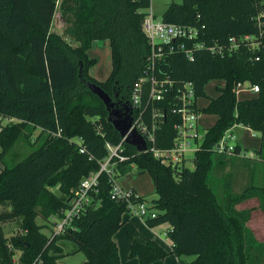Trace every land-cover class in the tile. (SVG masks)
Here are the masks:
<instances>
[{"label":"trees","instance_id":"obj_1","mask_svg":"<svg viewBox=\"0 0 264 264\" xmlns=\"http://www.w3.org/2000/svg\"><path fill=\"white\" fill-rule=\"evenodd\" d=\"M151 1L0 0V264H32L38 257L40 264H66L61 261L65 254L60 242L64 240L75 245L74 252L85 254L82 264H121L114 235L125 222L130 201L148 202L158 212L156 217H147L150 227L163 223L172 227L168 231L171 251L154 239L142 241L130 235V257L138 258L139 264H151L170 254L180 264H264V242L247 225L252 209L236 207L258 197L264 210V183L252 182L235 191L233 171L217 175L228 165L264 159V0L171 2L162 15L164 20L201 28L199 39L223 46L225 52L199 49L190 60L184 52L169 51L166 46L155 71L148 73L150 45L143 23ZM58 5L67 22L63 33L53 30ZM247 35L254 36L257 48L241 40ZM233 37L238 45L230 49ZM104 39L111 43L112 70L101 81L89 73L96 59L88 50L94 40ZM151 74L174 82L162 100L146 103L147 122L154 108L165 113L157 135V146L162 148L172 146L177 135L174 126L180 116L173 108L178 85L192 82L198 99L206 95L211 79L224 81L217 87V97L205 108H196L202 114L216 115L217 120L206 130L195 167L176 170L151 151L139 153L125 142L128 159L116 165L115 177L128 174L134 166L148 171L157 196L148 201L131 189L130 201L114 199L112 179L104 171L91 191V204L64 233L47 235L37 219L51 221L53 215L68 209L82 180L98 172L109 155L106 143L117 145L122 140L105 103L87 83H97L116 107L126 111L136 83ZM244 81L259 85L260 91L240 100L237 84ZM149 91L147 79L144 98ZM234 125L260 133L255 158L214 150ZM37 130L38 136L32 139ZM19 141L30 150L16 151ZM219 187H223L222 195ZM17 218H21L19 231L8 237L3 223ZM17 251L21 253L15 260Z\"/></svg>","mask_w":264,"mask_h":264},{"label":"built area","instance_id":"obj_2","mask_svg":"<svg viewBox=\"0 0 264 264\" xmlns=\"http://www.w3.org/2000/svg\"><path fill=\"white\" fill-rule=\"evenodd\" d=\"M143 29L150 45L147 64L148 73L155 71L157 63L164 55V48L166 46L169 48V51L184 52L190 60L195 59V52L199 49L208 48L214 54H224L225 52L223 46L208 45L206 40L199 39L202 32L201 28L192 25L171 23L164 20L163 17L158 18L152 9V4L150 10H147L145 15ZM241 40L250 43L251 46L256 48L259 45V43L257 44L255 42L254 36L247 35L242 37ZM237 45V39L234 37L231 38L229 48L234 49ZM257 59H259L258 56ZM147 79L150 81V91L146 98H144V82ZM173 85L174 82L172 80L167 78L159 80L154 74H151L149 78L142 77L136 83L131 97L132 104L130 109L133 119L130 131L135 129L145 138L147 149L143 152L151 151L164 164L170 165L176 170H181L184 167H188L187 162L190 160L188 153L193 152L196 155L197 151L201 149L207 130L200 125L202 113L197 110L200 107L197 103L198 99L195 97L192 82H183L177 87L178 101L175 103L173 112L180 116V121L175 123L174 126L177 135L172 146L165 148L157 146L158 130L165 116L163 110L154 108L150 122L146 120V103L148 101L150 103L154 100H162L164 92L167 91L168 87H172ZM241 88H248L255 93L260 91L259 85H253L249 81L239 82L237 84V94ZM234 126L223 134L221 139L215 144L214 150L219 154L228 156L255 158L257 156L255 152L248 151L242 146L237 150L239 142L237 135L233 132ZM125 139L126 136L122 137L121 142L117 145L110 142L106 143L109 155L102 161L100 170L91 173L82 180L79 189L70 200L68 209L64 210L61 215H53L51 217L53 230L50 236L64 233L72 225L73 220L79 217L86 207L91 204V191L97 186L99 175L104 171L110 175L113 182L111 190L112 197L118 200L127 199L130 201L133 194L131 189L122 187L118 183V178L115 177L116 165L128 159V156L124 153L123 144L126 142ZM136 195L138 194L136 193ZM129 211H134L145 217H156L158 214L155 209H150L143 202L133 203L130 201ZM40 262V257H38L32 264H40Z\"/></svg>","mask_w":264,"mask_h":264},{"label":"rangeland","instance_id":"obj_3","mask_svg":"<svg viewBox=\"0 0 264 264\" xmlns=\"http://www.w3.org/2000/svg\"><path fill=\"white\" fill-rule=\"evenodd\" d=\"M182 1L183 0H152L151 4H152V9L154 13L156 14L158 18H160L162 17L164 11L167 9V7L169 6L171 2L181 3ZM149 10H150V7L148 8V11ZM66 25H67V22L64 20L61 14L60 7L58 5V9L54 17L53 30L59 33H63ZM97 67H99L100 70L102 71L101 74L103 75L108 74L107 77L109 76L110 70H111V60H110V55L108 52L107 53L105 52L104 54L103 53L100 54L99 64ZM218 86H223V81L221 79H211L205 86L206 95L198 98V106L205 108L209 104L211 98L217 97L219 95V91L217 88ZM249 94L250 93H246V94L241 93L239 94V97H245V96H248ZM215 118L216 117L213 114L203 113L201 114L200 122L205 128H210L211 126H213ZM7 122H9V120H6L4 124H6ZM241 126L237 127L234 131L237 134L238 142L241 143L244 147H246L249 151H254L255 153H257L256 151L259 149V146H260V137H261L260 133L252 129L250 130L248 128H244ZM38 134H39V130H37L34 133V136L32 137V139H35L38 136ZM29 150L30 148L23 141H19V143L16 145V151L22 154L28 152ZM188 155H189L190 160L187 162V166L190 168H194L195 167V154L193 152H189ZM1 166H3V164H1ZM229 171H233L234 175L237 177L236 178L237 181L235 180V184H234V190L235 191L242 190L247 185L245 165L239 164L238 166H234V167L228 165L221 173L220 172L217 173V175H219L218 177H222L223 172L225 173ZM128 174L129 175H123L119 177V182L121 184L124 185L127 183H132V184L134 183V186H137V183H138L141 187L140 190L145 191L147 193L146 195H141V191L138 190L136 191L137 194H139L140 196H146V197H156L157 196V194L155 193L154 180L148 171H141L136 166H134L132 171L129 172ZM257 176H258V179L261 177L259 174V171H258ZM260 183L263 184L261 180H260ZM222 189L223 187H219L221 195L223 193ZM236 207L237 209H240V210L241 209H252L253 224L254 226H256L257 229L252 230L250 226L248 227L253 231L254 235L256 236L258 240L264 242V210L261 207L260 199L258 197H254V198L248 199L238 204ZM1 209L2 207L0 206V210ZM127 213H129L132 220L129 221L128 224H126V226L128 225L129 228H131L130 231H132L133 233H139L142 235L152 234L153 236V232H160L162 230L161 225L150 227L151 228L150 229L149 225L146 224L147 222H145V219L147 220V218H142L144 219L142 220L134 214L133 216L131 212H127ZM37 220L40 224L44 225V227L42 228V231L46 233L47 235H51L52 230H53V224L51 223V221H46L42 218H38ZM20 224H21V218H17V219L10 220V221L3 223L5 234L8 237H11V235L19 231ZM133 233L131 234L133 235ZM169 239L171 240L170 236H168V240ZM60 245L63 247V252L65 254V256L62 257L61 259L62 262L66 264H82L83 261L86 259V256L83 252H74L75 245L72 244L71 242L64 240L60 242ZM20 253H21L20 251L16 252L14 256L15 260H18ZM129 256H130V253H129ZM155 264H179V263H178L176 255L173 254L169 257L164 258L163 260L160 259V261L156 262Z\"/></svg>","mask_w":264,"mask_h":264},{"label":"crops","instance_id":"obj_4","mask_svg":"<svg viewBox=\"0 0 264 264\" xmlns=\"http://www.w3.org/2000/svg\"><path fill=\"white\" fill-rule=\"evenodd\" d=\"M109 53L110 55V60H111V70H112V48H111V43H110V40L108 39H104V40H94L92 42V46L91 48L88 50V55L91 57V58H95L96 59V64H94L90 69H89V73L91 76H93L94 78H96L97 80H105L107 79V75L108 74H101L102 71L100 70L98 66L99 64V59H100V54L101 53ZM96 68V69H95ZM94 70V71H93ZM110 70V72H111ZM223 81V80H222ZM223 85H224V81H223ZM246 94V93H250L248 96H245V97H239V94ZM253 93V94H252ZM257 93L253 92L252 90L248 89V88H241L237 94L238 96V99L240 100H243V99H247V98H251V97H254L256 96ZM197 103H198V100H197ZM200 107V106H199ZM202 108V107H200ZM214 115V114H213ZM215 121L214 123L216 122L217 120V116L215 115ZM201 118V117H200ZM213 123V125H214ZM200 125L204 128V129H207L205 128L201 122H200ZM241 125H235L233 128V132L235 131V129L237 127H240ZM241 127H244V128H248V127H245V126H241ZM250 129V128H248ZM251 130V129H250ZM235 133V132H234ZM236 134V133H235ZM237 135V134H236ZM260 144H261V137H260ZM240 145L245 148L246 150H248L246 147H244L241 143ZM260 148V146H259ZM249 151V150H248ZM251 152H254V151H251ZM259 160V161H258ZM261 162V163H259ZM241 164V163H239ZM244 165H245V170H246V183L249 184V183H252V182H255L257 184H261L260 183V180L262 181V183H264V159H250L249 162H244ZM258 171H259V174H260V178L258 179ZM126 175H129V174H126ZM135 182V181H134ZM118 183L126 188V189H135V191H141V195H146L147 192L145 191H142L140 190L141 187L140 185L137 183V186H134V183H127V184H121L119 182V178H118ZM139 195V194H138ZM149 200H152L153 198L155 197H146ZM146 204H148V202H146ZM128 212H131V214L133 215H136L137 217H139L140 219L142 218H147L145 216H141L137 213H135L134 211H128ZM133 215V216H134ZM123 218H124V224L123 226L120 228V230H118L115 235H114V240L115 242L117 243L118 245V248H119V253H120V260H121V264H139V261H138V258H131L129 256V253H130V246H131V238H130V234L133 233L132 231H130L131 228H129V226L126 224H128L129 221H131V216L129 215V213H124L123 215ZM144 220V219H142ZM145 222H146V219H145ZM144 223V222H143ZM145 224V223H144ZM147 224V223H146ZM248 226H250V228L252 230H256V226H254L253 224V214L250 218V220L248 221ZM161 227H162V230L160 232H153V236L152 234L149 235V234H139V233H133V235L135 237H137L138 239L144 241L145 239H154L156 240L158 243H160L166 250L168 251H171L172 250V245H173V242H172V239L168 240V231L169 229H171V225L169 223H163V224H160ZM148 226V225H147ZM150 228V226H149ZM151 229V228H150ZM167 229V230H165ZM76 249V248H75ZM173 254H170L168 255L167 257L171 256ZM177 257V256H176ZM163 260V259H161ZM177 260H178V263L180 264V261H179V258L177 257ZM160 260L158 261H155L151 264H155L156 262H159Z\"/></svg>","mask_w":264,"mask_h":264},{"label":"water","instance_id":"obj_5","mask_svg":"<svg viewBox=\"0 0 264 264\" xmlns=\"http://www.w3.org/2000/svg\"><path fill=\"white\" fill-rule=\"evenodd\" d=\"M87 86L105 103L109 111V120L122 137L126 136V142L135 146L139 152L145 151L147 149L145 138L135 129L130 131L133 119L131 109L122 111L116 107L112 97L97 83L88 82Z\"/></svg>","mask_w":264,"mask_h":264},{"label":"bare ground","instance_id":"obj_6","mask_svg":"<svg viewBox=\"0 0 264 264\" xmlns=\"http://www.w3.org/2000/svg\"><path fill=\"white\" fill-rule=\"evenodd\" d=\"M140 153V152H139Z\"/></svg>","mask_w":264,"mask_h":264}]
</instances>
